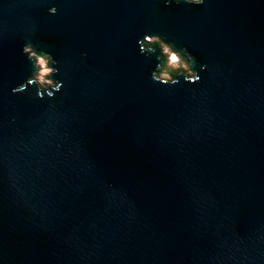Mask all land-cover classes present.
<instances>
[{"label":"water","instance_id":"95a60500","mask_svg":"<svg viewBox=\"0 0 264 264\" xmlns=\"http://www.w3.org/2000/svg\"><path fill=\"white\" fill-rule=\"evenodd\" d=\"M0 264H264V0H0Z\"/></svg>","mask_w":264,"mask_h":264},{"label":"clouds","instance_id":"9594fccd","mask_svg":"<svg viewBox=\"0 0 264 264\" xmlns=\"http://www.w3.org/2000/svg\"><path fill=\"white\" fill-rule=\"evenodd\" d=\"M173 0H164L165 6H170ZM188 5L200 6L205 3V0H184ZM49 14H55L56 7L48 8ZM139 50L155 51L158 49L154 70L151 72V79L153 82H158L162 85L174 86L181 82V78L185 83H197L201 77L197 69L193 66V57L186 54V49H177L176 46L169 42L165 37L160 35H144L142 39L137 41ZM22 54L32 62L34 71L28 79L29 85L36 86V95L42 98V93L51 98L54 93L62 88V82L46 77L57 73V61L53 59L50 53L46 51H37L32 44H25L22 48ZM51 58V59H50ZM201 71L206 67L201 65ZM25 84H20L19 87L14 88V93L24 90ZM38 85V87H37Z\"/></svg>","mask_w":264,"mask_h":264}]
</instances>
